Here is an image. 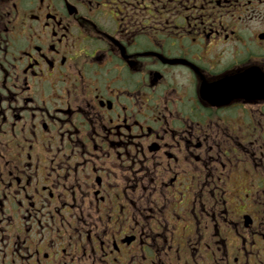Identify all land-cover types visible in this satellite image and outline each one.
Returning <instances> with one entry per match:
<instances>
[{"label":"flooded vegetation","instance_id":"flooded-vegetation-1","mask_svg":"<svg viewBox=\"0 0 264 264\" xmlns=\"http://www.w3.org/2000/svg\"><path fill=\"white\" fill-rule=\"evenodd\" d=\"M0 264H264V0H0Z\"/></svg>","mask_w":264,"mask_h":264}]
</instances>
